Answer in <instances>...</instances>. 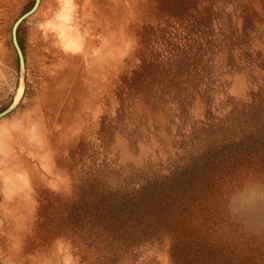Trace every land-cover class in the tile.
<instances>
[{
  "label": "rangeland",
  "instance_id": "1",
  "mask_svg": "<svg viewBox=\"0 0 264 264\" xmlns=\"http://www.w3.org/2000/svg\"><path fill=\"white\" fill-rule=\"evenodd\" d=\"M64 1L41 0L17 30L26 87L0 118V264H264V0H224L229 23L254 26L241 33L249 64L222 73L207 103H178L180 112L169 103L168 75L152 81L166 94L160 101L147 87L154 73L131 71L168 41L200 46L203 7L221 0H70L59 25ZM34 2L0 0V112L21 95L12 29ZM120 103L137 140L121 125ZM190 125L209 131L192 140L182 131ZM234 139L233 164L209 199L197 198L207 210L96 197L98 186L164 175L193 142Z\"/></svg>",
  "mask_w": 264,
  "mask_h": 264
},
{
  "label": "trees",
  "instance_id": "2",
  "mask_svg": "<svg viewBox=\"0 0 264 264\" xmlns=\"http://www.w3.org/2000/svg\"><path fill=\"white\" fill-rule=\"evenodd\" d=\"M221 1L222 6L218 7V5L211 2L203 7L200 46L197 47L189 38L183 43H171L168 41L166 45L162 44L161 46L162 49L163 47L165 48L162 54L152 58L140 59L139 66L131 71L132 74L141 73L142 75L154 73L155 78L152 76L151 80L147 81V87L149 94L157 97L160 101H164L161 97L166 94L156 92L153 82L158 75H168V82L171 84L169 94L171 101L169 103H172L175 110H179V112L182 107H179L178 103H194L196 97L205 103L206 99L204 97L207 89L219 81L218 78L221 77L222 73H233L236 70L245 69L249 64L248 52L250 44L248 37L247 40H244L242 35L252 33L254 26L243 25L238 27L229 23L227 17H230V13L226 12L225 1ZM226 2L230 6H241L239 5L241 0H228ZM241 12L244 15L242 19H244L247 16V12L244 9ZM131 72L127 70L126 74ZM141 85V81L133 84L138 91L142 90L143 87H140ZM176 89L181 90L175 94ZM128 108L129 106L125 107L123 103H120L117 112L123 115L121 125L129 128L130 136H135L137 140L140 131L138 129L139 126L134 125L132 112H129L127 117L124 115ZM177 117L179 118L177 120L182 121L181 119L183 118L180 115H177ZM188 128V130L182 128V131L185 129V132L188 131L187 133L193 134L194 136H189L192 140H195L197 136H202V130L204 132L209 131L205 127L201 131H195L197 127L193 125ZM252 130L245 131L252 136ZM243 134L239 133V135H242L241 140L245 142L246 138L250 136L248 137V133ZM259 134L262 135L259 138L263 139L264 132L259 131ZM179 135L183 136L184 134L179 133ZM235 141L236 139L226 143L214 141L209 143L211 148H204V145L201 146V142H193L192 149L187 151L188 155L180 158V161H176V164L164 175L144 178L134 177L133 179L126 177L118 187L115 185L108 186V184H105L106 187L98 186L96 197L109 200L122 199L127 203L142 201L150 203H157L158 201L176 202L183 208L181 211L187 215H190L195 210H207V208L202 207V202H197V198L200 200L204 196L209 199L210 192L208 187L213 186L215 179H217L216 176H220L219 173L226 169L224 168L225 166L229 167V165L233 164L231 160L236 157L234 156L235 153H231V148ZM247 141L249 140L247 139ZM96 179H98L97 175H95ZM105 180L109 181L112 178L106 176ZM128 230L129 227L125 226V231Z\"/></svg>",
  "mask_w": 264,
  "mask_h": 264
},
{
  "label": "water",
  "instance_id": "3",
  "mask_svg": "<svg viewBox=\"0 0 264 264\" xmlns=\"http://www.w3.org/2000/svg\"><path fill=\"white\" fill-rule=\"evenodd\" d=\"M40 2H41V0H35L33 6L28 11H26L24 14H22L16 20V22L13 25L12 42H13V45H14V47L17 51L18 57H19L20 75H21V86H20L21 95H20L19 99L15 100V102L12 105H10L8 108H6L5 110L0 112V118L6 116L11 111H13L17 107V105L19 104V101L21 100V98L23 96V93H24V90L26 87V83H25L26 82V64H25L24 54H23L22 48H21L20 43H19L17 30H18V27L22 21H24L26 18H28L29 16H31L32 14H34L37 11V9L40 5Z\"/></svg>",
  "mask_w": 264,
  "mask_h": 264
},
{
  "label": "bare ground",
  "instance_id": "4",
  "mask_svg": "<svg viewBox=\"0 0 264 264\" xmlns=\"http://www.w3.org/2000/svg\"><path fill=\"white\" fill-rule=\"evenodd\" d=\"M64 9L56 16L55 21L61 25V23H65V21L69 20V6H70V0L64 1ZM63 26V25H62ZM61 26V28H62ZM66 26V25H65ZM68 26V25H67ZM70 27V26H69ZM74 44V43H73ZM76 44V43H75ZM19 99V98H18Z\"/></svg>",
  "mask_w": 264,
  "mask_h": 264
}]
</instances>
